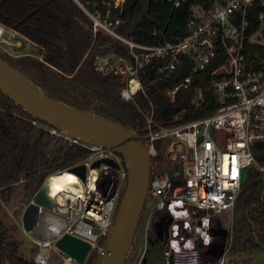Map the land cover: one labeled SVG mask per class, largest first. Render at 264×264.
I'll list each match as a JSON object with an SVG mask.
<instances>
[{
	"label": "built area",
	"instance_id": "obj_1",
	"mask_svg": "<svg viewBox=\"0 0 264 264\" xmlns=\"http://www.w3.org/2000/svg\"><path fill=\"white\" fill-rule=\"evenodd\" d=\"M74 1L93 20L94 35L104 31L126 46L127 54H99L94 63L102 75L113 73L120 78L124 85L121 98L126 102H136L139 94L147 97L141 75L146 74V68L154 61H158L154 66L156 74L170 78L184 57L192 62L190 74L182 83L165 91V96L175 103L179 90L191 87L192 75L213 64L217 46L224 49L225 59L210 72V86L207 89L196 87L192 94L193 107L200 110L205 103L206 91L214 92L217 108L210 115L167 126L156 122L151 101L146 110L137 105L146 122L141 138L153 162L148 196L153 205L148 211L145 240L152 230L153 218L160 210L170 213L174 236L182 227L193 228L196 232L213 217L223 212L233 213L244 172L256 164L252 146L257 141H264V59L259 65L254 63L258 54L254 60H249L247 47L249 42L264 48V13L259 16L258 31L247 35L250 25L246 9L255 0H215L209 9L194 5L187 21L188 34L184 38L153 45L137 43L116 31L120 20L110 19L111 8H119L122 12L126 0L103 3L109 9L105 16L99 10L89 11L80 0ZM166 1L174 8L188 3V0ZM0 27L3 30L0 43H7L3 38L6 31L25 38L1 23ZM0 50L10 54L1 45ZM179 118L180 114H177L174 120ZM84 146L89 152L83 159L54 173H68L71 168L85 165L84 181L71 172L83 184L84 194L60 199L58 195L49 194L50 207L42 208L38 223L30 234L38 246L33 258L36 264H50L53 251L60 257V264H79L55 246V242L65 235L88 243L91 247L88 257L94 250L104 254L105 247L99 241L110 236L127 184L128 170L123 158L112 149ZM99 161L100 165L94 168ZM25 176L18 183L25 182ZM78 185L75 182L72 186L78 190ZM35 192L28 204L33 203Z\"/></svg>",
	"mask_w": 264,
	"mask_h": 264
},
{
	"label": "trees",
	"instance_id": "obj_2",
	"mask_svg": "<svg viewBox=\"0 0 264 264\" xmlns=\"http://www.w3.org/2000/svg\"><path fill=\"white\" fill-rule=\"evenodd\" d=\"M47 3L68 25L51 18L33 6V0H0V23L22 34L37 46L33 54L13 56L0 50V58L29 79L47 96L73 108L90 112L124 125L139 137L145 133L146 122L138 106L148 109L151 101L156 122L174 126L210 115L216 108L212 90L205 93L200 110L192 104L194 88L207 89L210 72L224 59V49L217 46V57L204 71L192 75L190 88H181L175 103L165 91L182 83L190 74L192 62L181 58L175 74L166 78L156 74L154 66L146 68L141 78L147 97L139 94L136 102L121 98L124 85L113 73L102 75L95 68L99 54H127V48L110 34L93 32V20L74 0H38ZM111 0H80L91 12L103 16L109 10L103 3ZM215 0H188L174 8L166 0H126L122 12L111 8V20H120L116 31L137 43L153 45L177 42L188 34L187 21L194 5L209 9ZM264 13V0H255L246 9L249 22L247 35L259 29V16ZM248 59H264V48L247 42ZM39 56L42 57L40 60ZM180 114L178 120L175 116ZM55 133H52V132ZM52 126L31 117L0 91V191L7 200L12 187L23 175L34 192L52 172L69 167L83 159L89 149L66 139ZM256 164L247 169L232 218V242L227 264H264V141L252 146ZM124 160V159H123ZM62 166L56 168V166ZM47 169V171H44ZM153 172V162L151 175ZM108 238L99 244L106 246ZM137 234L132 252L125 264H132L139 252ZM101 255L92 251L84 264H99ZM0 264H36L19 255V244L0 219Z\"/></svg>",
	"mask_w": 264,
	"mask_h": 264
},
{
	"label": "water",
	"instance_id": "obj_3",
	"mask_svg": "<svg viewBox=\"0 0 264 264\" xmlns=\"http://www.w3.org/2000/svg\"><path fill=\"white\" fill-rule=\"evenodd\" d=\"M37 8L61 24L68 25L69 19L47 3H40ZM0 91L31 117L58 130L60 136L79 143L112 149L124 159L128 180L99 264H125L132 252L150 194L152 160L142 138L122 124L98 117L92 111L85 112L73 108L47 96L2 58H0ZM100 163L101 161L96 162L93 167H98ZM69 172L79 175L83 181L86 178L85 165L71 168ZM46 183L35 192L33 203H29L23 210L22 224L29 235L38 223L42 208L50 207L51 200ZM232 216L229 211L223 212L216 216L215 221H223L218 218L226 217L231 225ZM218 234L212 239L208 252H205L206 257L213 258L209 264L221 261L230 247L231 227ZM55 246L72 256L79 264L87 261L91 249L88 243L70 235H65L56 241Z\"/></svg>",
	"mask_w": 264,
	"mask_h": 264
},
{
	"label": "rangeland",
	"instance_id": "obj_4",
	"mask_svg": "<svg viewBox=\"0 0 264 264\" xmlns=\"http://www.w3.org/2000/svg\"><path fill=\"white\" fill-rule=\"evenodd\" d=\"M3 38L7 40V43L4 41L0 43V45L4 47L10 55L21 56L25 54H33L37 51V46L35 44L11 31H6ZM17 44L19 46H17ZM39 58L42 60L41 56H39ZM246 172L247 170L244 172V179ZM54 173H56V171L52 172L50 175ZM44 183H46V180ZM33 193L34 189L32 190L26 182L14 185L11 189L10 197L7 200L4 198V193L0 191V219L4 221L9 232L19 244V255L28 260H33L37 252L35 245L31 242L30 235L25 232L23 228L22 209L24 205L30 201ZM152 205L153 202L147 200L145 208L146 212L140 221L138 230V236L140 238L139 252L132 264H142L147 241L149 242L151 239L158 240L159 242L161 239L164 240L166 224L171 218L170 213L166 210H160L155 214L152 221V231L148 234L147 240H145L144 229L148 219V211ZM216 218L217 217H213L210 222L215 223ZM219 218L218 220H223L224 223L227 221L226 217ZM50 261L51 264H60V257L55 251L52 252Z\"/></svg>",
	"mask_w": 264,
	"mask_h": 264
},
{
	"label": "flooded vegetation",
	"instance_id": "obj_5",
	"mask_svg": "<svg viewBox=\"0 0 264 264\" xmlns=\"http://www.w3.org/2000/svg\"><path fill=\"white\" fill-rule=\"evenodd\" d=\"M40 3L45 2L33 0V6L36 8ZM25 182H27V180ZM145 212L146 210L144 211L143 216ZM230 227L232 242L233 218L231 225H229L228 222L224 223L223 221L215 223L209 221L206 226H202L196 232L193 228L189 229L182 227L181 231L178 232V235L174 236L173 222L169 219L166 224L164 240L161 239L160 242L154 239H151L149 242L147 241L142 264H209L213 258L206 257L205 252H208L209 245L212 244V239L218 233L220 234L223 231L225 232L229 230ZM172 241H175L173 242V246ZM229 249L230 247L224 253L221 261L216 264H227Z\"/></svg>",
	"mask_w": 264,
	"mask_h": 264
},
{
	"label": "bare ground",
	"instance_id": "obj_6",
	"mask_svg": "<svg viewBox=\"0 0 264 264\" xmlns=\"http://www.w3.org/2000/svg\"><path fill=\"white\" fill-rule=\"evenodd\" d=\"M3 30L0 27V38L2 37ZM78 182V190L72 186ZM46 188L49 194L58 195V199L63 198L64 196H83L84 187L83 184L75 179L71 172L63 173L59 175H51L46 183Z\"/></svg>",
	"mask_w": 264,
	"mask_h": 264
},
{
	"label": "crops",
	"instance_id": "obj_7",
	"mask_svg": "<svg viewBox=\"0 0 264 264\" xmlns=\"http://www.w3.org/2000/svg\"><path fill=\"white\" fill-rule=\"evenodd\" d=\"M27 204H28V203H26V204L24 205V207H23V209H22V212H23L24 208L27 206ZM30 238H31V237H30ZM31 242L35 245V247H36V252H38V246L33 242L32 238H31ZM50 260H51V259H50ZM50 264H51V261H50Z\"/></svg>",
	"mask_w": 264,
	"mask_h": 264
}]
</instances>
